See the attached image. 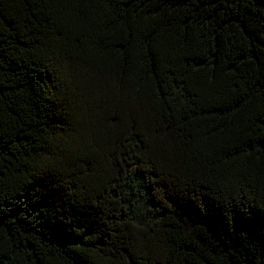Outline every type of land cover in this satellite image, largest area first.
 <instances>
[{"label":"trees","instance_id":"16d2710c","mask_svg":"<svg viewBox=\"0 0 264 264\" xmlns=\"http://www.w3.org/2000/svg\"><path fill=\"white\" fill-rule=\"evenodd\" d=\"M0 264H264V0H0Z\"/></svg>","mask_w":264,"mask_h":264}]
</instances>
